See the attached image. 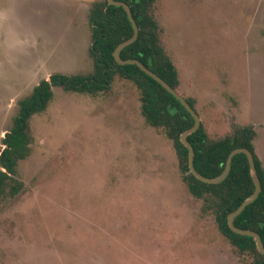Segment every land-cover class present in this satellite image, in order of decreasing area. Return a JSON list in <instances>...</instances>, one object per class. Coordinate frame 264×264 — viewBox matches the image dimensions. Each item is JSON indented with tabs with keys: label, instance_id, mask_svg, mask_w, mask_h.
I'll return each instance as SVG.
<instances>
[{
	"label": "rangeland",
	"instance_id": "1",
	"mask_svg": "<svg viewBox=\"0 0 264 264\" xmlns=\"http://www.w3.org/2000/svg\"><path fill=\"white\" fill-rule=\"evenodd\" d=\"M94 1L0 0V150L19 97L54 72L92 71ZM154 14L178 92L206 132L254 125L264 166V0H156ZM52 90L30 119L31 153L13 176L22 190L0 191V264L249 262L186 188L132 82L97 95Z\"/></svg>",
	"mask_w": 264,
	"mask_h": 264
},
{
	"label": "trees",
	"instance_id": "2",
	"mask_svg": "<svg viewBox=\"0 0 264 264\" xmlns=\"http://www.w3.org/2000/svg\"><path fill=\"white\" fill-rule=\"evenodd\" d=\"M126 2L138 27L134 42L120 51L123 59L140 61L178 92L177 69L168 56L161 39L162 29L155 18L156 0H118ZM90 41L87 47L92 61L88 74L54 72L42 78L31 90L17 100V111L10 127L1 138L0 191L7 188L9 196L17 195L23 188L15 180L17 164L31 153L33 136L30 119L44 112L53 99V87L69 93L97 95L110 91L114 80L132 82L139 92L140 113L147 125L161 129L171 140L180 177L188 191L202 200L201 211L211 213L219 232L235 248L239 256H248L247 264H264V255L256 249L250 236L230 230L226 216L254 190L248 161L243 153L231 159L230 170L224 180L216 184L199 181L188 169V150L180 142V134L193 125V118L184 106L161 84L145 74L135 64H118L113 57L114 48L131 37L133 30L121 6L108 5L106 0L94 1L88 12ZM195 110L193 101L184 97ZM196 111V110H195ZM256 136L254 125L237 124L222 136L211 137L202 122L187 136L193 149L194 169L203 176L213 177L222 172L228 154L237 147L247 148L253 156L261 190L257 197L237 215L233 224L259 234L264 246V166L254 151Z\"/></svg>",
	"mask_w": 264,
	"mask_h": 264
},
{
	"label": "water",
	"instance_id": "3",
	"mask_svg": "<svg viewBox=\"0 0 264 264\" xmlns=\"http://www.w3.org/2000/svg\"><path fill=\"white\" fill-rule=\"evenodd\" d=\"M106 2L108 5L121 6L125 10L127 18L129 20L131 27H132V30H133L131 37L122 41L121 43H119L114 48L112 54H113L115 61L121 65H125V64L137 65L140 68V70H142L145 74L149 75L151 78H153L159 84H161L166 91H168L170 94H172L184 106V108L189 112V114L193 118V125L191 127L187 128L186 130H184L179 136L180 142L188 150V169H189V172L191 174H193L201 182L216 184V183H219L222 180H224L226 178V176L228 175L229 170H230L231 159L235 154L243 153L246 155L248 165H249L250 174H251V179H252V182L254 184V190L248 197H246L237 206L236 209H234L233 211H231L227 214L226 220H227L228 227L234 233L252 237L254 240V243L256 245V249L258 250V252L260 254L264 255V246L261 242L259 234L255 231L250 230V229L239 228L233 224L234 218L241 213V211L245 208V206H247L249 203H251L257 197V195L259 194V192L261 190L260 183H259V180L257 178V173H256V168L254 165L252 153L247 148H244V147L234 148L228 154L226 162H225V166H224V169L222 170V172L216 176H213V177L203 176L194 169V166H193V149H192V146L190 145L189 141L187 140V136L190 133L194 132L199 127V125H200L199 115L190 106V104L186 101V99L179 92H177L175 89H173L167 82H165L162 78H160L156 73H154L148 67L143 65L140 61H138L137 59H133V58H127V59L121 58L120 51L125 46L131 44L132 42H134L136 40L137 35H138V27L136 25L134 18L131 15L130 8L126 2L118 1V0H106Z\"/></svg>",
	"mask_w": 264,
	"mask_h": 264
},
{
	"label": "flooded vegetation",
	"instance_id": "4",
	"mask_svg": "<svg viewBox=\"0 0 264 264\" xmlns=\"http://www.w3.org/2000/svg\"><path fill=\"white\" fill-rule=\"evenodd\" d=\"M4 132H5V131H4ZM2 137H3V136H2ZM0 170L4 171L2 168H1Z\"/></svg>",
	"mask_w": 264,
	"mask_h": 264
},
{
	"label": "crops",
	"instance_id": "5",
	"mask_svg": "<svg viewBox=\"0 0 264 264\" xmlns=\"http://www.w3.org/2000/svg\"><path fill=\"white\" fill-rule=\"evenodd\" d=\"M20 98V97H19Z\"/></svg>",
	"mask_w": 264,
	"mask_h": 264
}]
</instances>
